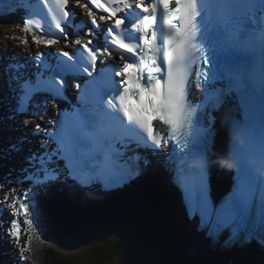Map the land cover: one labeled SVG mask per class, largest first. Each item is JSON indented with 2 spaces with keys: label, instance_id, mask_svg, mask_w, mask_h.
Listing matches in <instances>:
<instances>
[{
  "label": "snow or ice",
  "instance_id": "6c2138e0",
  "mask_svg": "<svg viewBox=\"0 0 264 264\" xmlns=\"http://www.w3.org/2000/svg\"><path fill=\"white\" fill-rule=\"evenodd\" d=\"M36 2L0 0V18L21 13L18 20L0 19L8 41L0 53L9 100L3 119L20 132L0 159L42 141L0 176V191L7 189L0 213L10 209L11 217L6 229L0 220V240L8 242L13 264L28 261L34 234L43 231L41 194L64 186L90 196L97 181L106 190L133 185L158 160L175 168L186 217L198 218L210 241L227 233L217 245L224 254L249 247L264 254V0H175V6L172 0H51V20L36 18ZM62 41L75 47L25 50ZM81 86V107L69 126L56 102L66 99L68 87ZM230 95L243 117L232 123L224 162L235 170L234 185L214 203L207 184L214 137L209 110Z\"/></svg>",
  "mask_w": 264,
  "mask_h": 264
},
{
  "label": "rangeland",
  "instance_id": "374dc122",
  "mask_svg": "<svg viewBox=\"0 0 264 264\" xmlns=\"http://www.w3.org/2000/svg\"><path fill=\"white\" fill-rule=\"evenodd\" d=\"M145 198H148L144 195ZM130 201V199L128 200ZM147 204L149 202L147 201ZM158 204L151 203L149 205L156 209ZM42 213V212H41ZM155 213V212H154ZM47 215L42 213V221L46 220ZM161 217L165 220V226L167 229L171 228V224L168 221L167 211L162 212ZM77 219V218H76ZM57 220L62 221L63 223H67V221L61 220L59 217ZM82 219H80L81 221ZM72 222V221H71ZM175 222L176 219H175ZM83 223V222H80ZM176 225V224H175ZM105 230H102L107 234V239L103 242V246L105 249L109 251V258L106 257V251L102 249V256L106 259L104 264H111L115 259H118L121 264H168L169 261L167 257L162 259V262L156 260L155 262L150 261L149 255H146L148 252L156 251L158 246V241L155 239V235L153 231L145 232L141 230L139 227L135 226L130 217H122L120 218H109L105 224ZM88 231V232H87ZM96 229H83L75 235L79 234V239L72 237H68V240L63 241L65 247L61 248H51L46 254H42V261L40 264H49L47 262L48 257L55 256V258H60L57 261L52 262L51 264H100V259H97L94 255L96 254L95 248L90 241H84L83 239L93 240L95 236L94 232ZM185 233V229H182V233L180 231L175 232V236L173 237V241L169 243L168 250L169 255H173L172 264H205L202 258V254L199 252V255L196 258H187L185 257L183 260L181 258V251L184 249L182 247V239ZM76 237V236H75ZM128 239H133L136 241L137 247L140 248L137 250L136 248L128 245L126 241ZM149 239L153 240V245L150 243ZM84 242V243H83ZM76 243L77 245H75ZM32 246H36L33 242ZM73 248L70 249V245H73ZM68 245V246H66ZM107 245V246H105ZM8 249V245H7ZM70 251V252H69ZM39 252V251H38ZM68 255V256H66ZM182 255H184L182 253ZM200 261V262H199ZM70 262V263H69ZM199 262V263H198Z\"/></svg>",
  "mask_w": 264,
  "mask_h": 264
},
{
  "label": "bare ground",
  "instance_id": "6f19581e",
  "mask_svg": "<svg viewBox=\"0 0 264 264\" xmlns=\"http://www.w3.org/2000/svg\"><path fill=\"white\" fill-rule=\"evenodd\" d=\"M8 104L6 103L4 105V109L7 110V107ZM2 106L0 104V114H1V109ZM1 122L4 123V119L3 118H0ZM0 127H2V129H4V131H6L5 133L10 136V139H11V142L16 138L18 137L19 135H16L14 133V130L12 129V127H16V126H7V125H1L0 124ZM220 134H218L217 138H216V142H217V145L219 144L220 142ZM8 146V144H7ZM30 147V144L29 145H26L25 146V149H28ZM22 158L16 163V167L18 168L21 163H22ZM215 168L217 169V167L220 166V164H215L214 165ZM155 180L156 178L155 177H152L151 175H148L146 177H144L142 179V182H141V185L143 186L142 188V192L144 193V195L148 198H145L148 202L151 201V199L153 200H156L158 197H159V189H157L155 186ZM24 186V185H23ZM133 192V190H130V191H127L125 192L126 195H129ZM124 193L121 194L119 192H114V198H115V205L118 204L121 200L125 199L127 196L125 195ZM73 196H75L74 198L73 197H70L71 194H67V193H64L62 192L61 193V198L63 200L59 201L58 200V196L56 194H53V193H44L43 196H39L38 197V200H39V203H44L46 201L50 202L49 204L53 205L55 208H57L61 214V217L58 216L61 220H64V221H67V223H63L62 221H59L57 220V222H60L62 224V226H67V224H71L73 218L75 219V217L77 218V220L79 222H84L88 219H90L91 217V212L92 211H96V210H100L101 206H108L110 202H113L109 199H105V198H102V196H100V200L98 199L99 195L97 193H95L94 191H92V195H90L91 197L90 198H86L84 194H78V193H74L72 194ZM126 196V197H125ZM162 197V196H161ZM161 197H160V201L163 203L164 201L161 200ZM129 198V197H127ZM126 198V199H127ZM85 199H91L94 201V204L90 205V206H84V203H85ZM99 200V201H98ZM46 202V203H48ZM62 202V203H60ZM64 203V205H63ZM145 203V202H144ZM70 210H72L71 212H69ZM41 212L42 213H45V209L44 208H41ZM184 213V212H183ZM80 219H82L80 221ZM48 220V217H46V220H43L42 221V224H43V232H52L55 228V223L53 222H50V221H47ZM75 226V225H73ZM83 227V226H82ZM191 231V230H190ZM191 233V232H189ZM194 237H197V236H194ZM4 244V252L7 250V247H6V243L4 240H1ZM105 240H103L104 242ZM34 243L36 244V246H32L33 244H31V250H34L35 248H37L41 242H36L34 241ZM205 246L203 245L201 248H199V251L198 252H202L203 253V248ZM208 251V256H203L202 255V258H203V261L205 264H211V260H214L215 262H213V264H218V263H222L223 260L225 261V256L226 254H224L223 252H217L215 250H207ZM236 253V252H234ZM240 255L242 253H239ZM248 254L247 252H245V255ZM230 256H233L231 254H229ZM240 255H235L234 257H239ZM242 256V255H241ZM224 258V259H223ZM241 258V257H240ZM12 259H13V262H14V259L15 257L13 258L12 256Z\"/></svg>",
  "mask_w": 264,
  "mask_h": 264
},
{
  "label": "trees",
  "instance_id": "16d2710c",
  "mask_svg": "<svg viewBox=\"0 0 264 264\" xmlns=\"http://www.w3.org/2000/svg\"><path fill=\"white\" fill-rule=\"evenodd\" d=\"M149 254V252L148 253H146V255H148Z\"/></svg>",
  "mask_w": 264,
  "mask_h": 264
}]
</instances>
